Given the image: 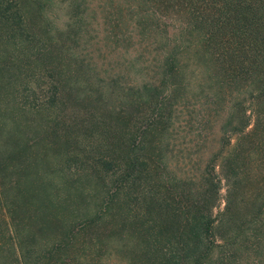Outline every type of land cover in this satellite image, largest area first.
<instances>
[{"label": "rangeland", "instance_id": "rangeland-1", "mask_svg": "<svg viewBox=\"0 0 264 264\" xmlns=\"http://www.w3.org/2000/svg\"><path fill=\"white\" fill-rule=\"evenodd\" d=\"M12 1H8L12 4L8 12L18 9L14 19L18 20L19 14L22 16L24 40L21 38L22 42L10 47L8 52L0 45V65L11 66V69L2 72L0 78L4 80L3 83L13 81L12 84H5L9 90L6 95H2L0 106L2 109L8 108L15 117L17 114L16 119L25 130L18 132L17 143L25 147V142H33L39 144L40 149L51 145L52 149L42 162L36 160L38 156L33 154L28 156V162L24 155L19 159L15 156L10 163L4 161L7 167H0V187L5 192L3 205L12 204L16 199H27L26 195L29 194L23 191L21 184L33 183L35 173L40 171L39 164L54 163L56 168L59 166L53 153L57 149L55 139L57 136L60 138L63 132L64 141L68 143H72L74 137L81 136V129L74 131V128H79L80 116L87 117V124L93 126L91 128L106 129L107 140L103 145L99 143L101 151L94 150V154H101L104 145L117 143L119 136L116 130L119 132V127L125 134L122 141L136 145L139 129L145 125L143 123L152 119H165L163 126L167 129H158L157 133L151 135L145 153H151L155 161L158 160L159 168L160 165L169 167L167 174L178 185V191L184 193V202L197 200L200 205L204 204V199L210 202L212 193L204 196L207 185L205 166L213 164L211 160L217 155H221L222 161H230L231 153L221 129H226L228 119L235 121L243 117L238 106L249 107L251 96L245 88L240 89L242 94L239 95L231 86L219 87L215 75L211 76L216 68L203 56L204 49L190 47L199 40L187 22L185 3L181 0L178 3L170 0H18L16 6ZM150 10L154 12L148 18L147 12ZM2 25L5 30L4 23L0 24V30ZM182 49V54H178L184 69L179 78L182 82L172 95L169 89L172 77H168L171 73L170 69L167 72L165 63L167 58L177 57L176 52ZM62 70L68 75L64 105L59 104V109L49 114L34 113L32 109L19 111L21 104L36 108L46 101L54 93ZM80 89L89 91L90 96L81 95ZM158 103L163 104L160 110L162 116L157 115ZM9 113L4 120L12 119ZM57 114L63 115L67 121L71 120L72 132L65 130L57 133L60 130V126L56 125L59 120ZM101 114L104 118L102 121L100 118L94 119ZM91 115L93 118H90ZM45 126H49L51 138L43 136ZM84 128H87L86 132L90 129L87 125ZM9 137L12 138V135ZM27 149L33 151L32 148L22 151L27 154ZM2 156L0 152V158ZM81 168L80 162H76L68 166L73 176L68 175L67 170L65 173L77 179L81 177ZM114 169L118 170L119 166L115 165ZM221 170L220 167L216 168V175L212 174L211 177H222ZM109 175L106 177L110 178ZM260 175L259 181L250 190L253 195H260L263 202L264 171ZM225 187L226 183L221 180L218 194L214 195V212L224 206ZM19 190L23 192L18 194ZM128 190L125 195L128 198L122 204L119 203L120 207L113 206L116 213L111 219L105 217L107 221L104 218L97 227L92 226L81 234L76 229L69 231L73 233L71 242L74 244H63L58 257L48 264H141L138 252L140 250L143 253L144 249L138 248V226L131 225V221L126 218L127 213L132 212L133 217L138 213V181ZM60 193L64 195V190ZM179 199L176 197V200ZM35 202L37 204L32 205L33 208L31 204L24 203L27 206L24 209H28L27 213L33 216L32 221L41 222L42 213L33 210L38 205V201ZM96 205L98 202L94 204L95 208ZM3 214L5 211L0 205V215ZM10 214L11 218L14 217L12 219L21 216L15 211ZM58 214L55 212L54 216ZM253 227L250 225V229ZM122 229L124 238L120 237ZM244 233H247L246 236L241 234V238L251 246L242 245L237 251L238 258L245 262L246 259L264 262V236L256 239L249 234L250 230ZM241 238L237 237V240L241 242ZM62 241L65 243L68 239L62 237ZM51 242L48 233L42 236L40 232L34 242L25 245L36 246L42 251ZM12 243L9 231L0 220V264H14Z\"/></svg>", "mask_w": 264, "mask_h": 264}, {"label": "trees", "instance_id": "trees-1", "mask_svg": "<svg viewBox=\"0 0 264 264\" xmlns=\"http://www.w3.org/2000/svg\"><path fill=\"white\" fill-rule=\"evenodd\" d=\"M8 1L0 0V22L6 27L4 30V26H1L0 45L7 52L10 47L22 42L21 38L24 40L22 16L19 14V19H14L18 9L8 12L11 8L9 6L12 5ZM170 1L180 2V0ZM181 1L185 3L187 22L197 33L199 40L190 47L196 50L199 47L204 49L203 56L207 57L216 68L211 76L215 75L218 86H231L239 95L242 94L240 89L245 88L251 96L249 107L244 108L243 103H240L241 107L237 105L243 117L234 119L235 121L231 120L232 118L228 119L225 124L226 129H221L231 153L230 161H222L221 155H217L211 160L213 164L208 163L205 166L207 177L204 175V178L208 186L204 188V196L212 193V198L209 199L211 201L207 202L204 199L203 205L197 200L184 202V193L178 191V185H175L167 174L169 167L160 165L159 168L158 160L155 161L151 153H145L151 135L157 133L158 129L160 131L167 129L165 125V128L163 126L165 119H152L143 123L145 125L143 127L141 125L139 129V140L136 145H133V142L131 144L122 141L125 134L119 127V132L116 130V135L119 136L117 143L104 145L101 154H94L92 153L94 150L101 151L99 143L103 145L107 140L106 129L91 128L93 126L87 124L89 121L87 117L80 116L79 128H74V131L81 129V136L74 137L72 143H68L64 141L65 132H63L60 138L57 136L55 139L57 149L55 148L53 153L56 154L59 166L56 168L54 163H45L43 166L36 163L37 166L40 165V171L34 175L36 179H33V183L21 184L23 191L29 194L26 195V200L16 199L14 203H6L4 206L2 197L5 192L0 187V205L5 211V214L0 215V220L13 239L14 264H48L51 260H55L63 249V244L72 243L71 246L74 244L71 242L73 233L69 231L76 229V232L81 234L86 229L93 228L92 226L97 227L105 217L111 219L116 213L113 206L120 207L119 203L122 204L128 198V195L125 197L128 189L137 181L138 210L136 212L138 213L136 217L132 216V212L127 213L126 218L131 221V225L138 226L136 227L138 248L144 249L143 253L140 250L138 252L141 264H264L263 260L258 259L252 261L246 259L245 262L237 255L242 245L251 246L241 238V234L246 236L245 231L250 230L249 234L256 239L264 236V232L261 233L264 225V201L262 202L260 195H253L250 190L264 171V0ZM12 3L17 6L18 0H13ZM153 12L154 10L147 12V17H152ZM153 30L155 34H159L157 28L154 27ZM182 52L183 49L176 52L177 57H169L165 63L167 72L170 69L171 73L167 76L172 77L169 87L172 95L182 82L179 78L184 69L178 56ZM9 69L11 66L0 65V77L3 71ZM59 77L54 93L52 92L53 94L49 95L46 101L41 102L36 108L21 104L18 107L19 111L32 109L34 113L56 112L59 104L64 105L67 99L65 88L68 75H65V70L59 73ZM3 81L0 78V99L9 90L6 89L5 84L9 85L13 82L10 80L3 83ZM88 92L80 89L81 95H89ZM162 105L156 104L158 116H162L160 112ZM8 113V108L2 109L0 106V145L4 148L0 149L3 153L0 167H7L4 161L10 163L15 156L19 159L24 155L27 162L31 154L38 156L36 160L39 162L46 159V154L52 149L51 145L40 149L39 144L25 142V147H22L16 141L19 140L17 134L25 130L17 121V114L15 117L13 113H9L12 119L4 120ZM56 116L59 119L56 125L60 126L57 133L65 130L72 132L71 120L67 121L63 115ZM90 118L93 116L91 115ZM94 119L102 121L104 118L101 114V116L96 115ZM86 125L90 127L87 132V128L83 129ZM7 135H12V138ZM43 136L51 138L49 126H45ZM232 139H234L233 143ZM24 148H32L33 151L27 149L28 152L25 154L22 151ZM58 157L62 159L59 160ZM76 162L82 165V172L79 173L81 177L70 178L65 171L73 176L69 173L68 166ZM115 165L119 166L118 170L114 169ZM219 167L222 168V177L213 175L212 178L211 175H216L215 170ZM108 171L112 172L108 173ZM108 174L110 178L106 177ZM221 180L226 183L224 206L214 212L212 208L216 200L214 195L218 194ZM62 190L64 195L60 193ZM23 191L19 190L18 194ZM176 197L180 199L176 200ZM35 201H38V205L36 210H33L42 213L41 222L32 221L33 216L27 213L28 209H24L27 207L24 203L31 204L32 207L37 204ZM96 202L98 205L95 208ZM10 205L13 206L12 209ZM12 211L21 213L19 214L21 216L12 219L14 218L10 217ZM55 212L59 213L58 216H54ZM250 225L254 227L250 229ZM40 232L42 236L46 233L50 235L51 244L42 251L36 246L27 247L25 243L34 242ZM123 232L122 229L120 231L122 238L125 237ZM59 234L68 241L63 243ZM237 237L241 238V242ZM43 241L50 242L47 239Z\"/></svg>", "mask_w": 264, "mask_h": 264}]
</instances>
